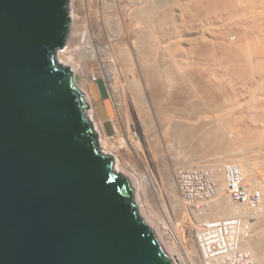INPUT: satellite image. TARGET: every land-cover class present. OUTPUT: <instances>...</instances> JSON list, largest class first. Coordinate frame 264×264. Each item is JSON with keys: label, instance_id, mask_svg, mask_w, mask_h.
<instances>
[{"label": "bare ground", "instance_id": "bare-ground-1", "mask_svg": "<svg viewBox=\"0 0 264 264\" xmlns=\"http://www.w3.org/2000/svg\"><path fill=\"white\" fill-rule=\"evenodd\" d=\"M69 6V31L57 59L74 75L85 76L77 83L86 95L88 114L99 133V151L115 156L114 171L126 179L133 191L140 216L157 237L163 236V241L159 240L162 247L167 238L173 239L169 242L172 245L168 243L170 252L177 250L179 253H174L185 264L181 251L184 242L176 224L183 212L179 201L182 197L178 198L175 176L167 186V194L156 187L157 179L169 180L172 166L183 164L190 168L187 164L201 163L198 159L206 156L208 162L217 165L235 162L245 175L253 171L252 156L264 163V0H70ZM207 17L212 18V25L190 21L203 22ZM212 60H219V66L210 68ZM94 79L103 82L114 106L110 134H104L105 121L90 91ZM244 94L251 98L248 107L240 105ZM203 104L210 113L226 112H219L220 116L215 112L218 118L212 121L197 122L198 107ZM162 105L174 110L175 117L181 111L170 134L179 146H187L189 140L197 138L200 147L205 144L212 148L211 152L194 155L191 150L180 157H170L164 160L161 171L152 151L156 134L149 131L152 121L146 120L145 114L148 108ZM205 116L202 117H208ZM212 170L218 202L202 218L230 216L242 210L248 216L256 213L261 205H244L246 210H241V205L234 207L236 204L226 193L225 175L219 169ZM182 202L187 210L186 201ZM244 218V225L250 223ZM251 231L254 235H249L244 248L252 252L258 264H264V228ZM188 257L187 264H198L196 248L193 254L188 252Z\"/></svg>", "mask_w": 264, "mask_h": 264}, {"label": "water", "instance_id": "water-1", "mask_svg": "<svg viewBox=\"0 0 264 264\" xmlns=\"http://www.w3.org/2000/svg\"><path fill=\"white\" fill-rule=\"evenodd\" d=\"M70 0H0V264H174L59 63ZM105 129L114 106L90 82Z\"/></svg>", "mask_w": 264, "mask_h": 264}, {"label": "built area", "instance_id": "built-area-1", "mask_svg": "<svg viewBox=\"0 0 264 264\" xmlns=\"http://www.w3.org/2000/svg\"><path fill=\"white\" fill-rule=\"evenodd\" d=\"M218 169L226 177L227 191L234 204L253 208L261 205V192L247 183L238 164L228 163ZM175 182L190 212V232L198 254V264H258L255 256L244 248L252 234L251 224L243 223L244 216H248L244 210L208 220L201 217L216 204L217 194L214 190L217 183L212 168L180 167L176 170Z\"/></svg>", "mask_w": 264, "mask_h": 264}, {"label": "rangeland", "instance_id": "rangeland-1", "mask_svg": "<svg viewBox=\"0 0 264 264\" xmlns=\"http://www.w3.org/2000/svg\"><path fill=\"white\" fill-rule=\"evenodd\" d=\"M87 3H89V1H86ZM177 7V6H176ZM175 7V8H176ZM178 9V8H177ZM177 12H179V10H176ZM212 18H210V17H207V18H205V20L203 21V22H198V21H196V20H194V21H192V19L190 20L191 22H192V24H197V25H199L200 23L203 25V23L204 24H206V22H207V24L208 25H212L211 24V22H210V20H211ZM189 21V22H190ZM208 22H210V23H208ZM188 23V22H187ZM189 24V23H188ZM217 24V23H216ZM221 24H223V23H221ZM201 26V25H200ZM164 49L162 48V51H163ZM165 52H166V50H165ZM161 53V52H160ZM164 53V52H163ZM212 63L209 65L208 64V69H210L211 67H212V65L213 66H219L218 64H219V60H216V61H214V60H212L211 61ZM173 62H166L165 64L166 65H171ZM175 64V63H174ZM173 64V65H174ZM215 64V65H214ZM209 66H210V68H209ZM214 71L213 70H210V72L209 73H213ZM75 76H76V80H77V82L78 83H81L82 82V80L83 79H85V76L84 75H82V74H80V73H75ZM91 91V90H90ZM244 96H245V94H244ZM251 100V98H250V96L248 95V96H245V97H242L241 99H240V105H245V106H247V105H249L250 104V101ZM96 103V102H95ZM158 105H161L160 103H158ZM157 105V106H158ZM97 106V105H96ZM157 106H155L154 108H148V115L147 114H145V117L146 116H148V119H146V120H148V121H152V123L150 124V126H152L150 129H153V130H150L149 129V131H151L152 133H155L156 135V143L152 146L153 148H152V151H153V157H154V160H155V162H156V164L160 167V170L162 171V168H163V163H164V160H168V159H170V157H180V155H184V154H187V153H189V151H191L194 155H196V154H199L200 152V154H208V153H210L211 152V150L210 149H212L211 147H209V146H207V145H205V146H207V147H204V145H202L201 147H200V142H199V140L197 139V138H194V139H191V140H189V142L188 143H186L187 144V146L185 145V146H179L178 144H177V142H175V138L173 137V135H170L171 134V131H172V128L174 127V119H177L178 118V116L180 115V112L178 111V110H176V111H178V112H176L177 113V115H176V117H175V114H174V110L173 111H171L169 108L167 109V108H165V107H167V106H165V105H162V106H160V107H162V108H156ZM200 107H198V109L200 108V110H198V113H197V116H196V118H198V120H197V122H199V119H200V121L202 122L203 121V119H204V122L206 123V119H209V120H213V119H216V117L218 118V116H216L215 114H217V115H219V112L221 113V115L223 114V112L225 113L226 111H221V110H213L211 113H210V111H209V108H207V106H205L204 104L201 106V105H199ZM232 106V108H236L237 106H233V105H231ZM244 106V107H245ZM163 107H164V109H165V111H164V109H163ZM204 107V108H203ZM206 107V108H205ZM248 107V106H247ZM203 108V109H202ZM231 107H230V109H232ZM250 108H251V106H250ZM98 109V108H97ZM229 109V110H230ZM168 110H170V111H168ZM204 111L203 113H201L202 111ZM228 109H227V112L229 111ZM249 110H251V109H249ZM150 111V112H149ZM157 111H159V112H157ZM200 111V112H199ZM208 111V114L210 115L211 114V117L209 116V115H207L206 114V112ZM152 112V113H151ZM154 112V113H153ZM164 112V114H162ZM216 112V113H215ZM159 113H161V114H159ZM169 113H170V115H169ZM173 113V114H172ZM201 113V114H200ZM215 113V114H214ZM100 114V113H99ZM166 114V115H165ZM179 114V115H178ZM151 115H152V117H151ZM162 117H161V116ZM169 115V116H168ZM173 115H174V117H173ZM199 115H201V116H199ZM208 116V117H210V118H208V117H206V116ZM157 116V117H156ZM200 118H199V117ZM205 116L206 118H203V117ZM216 116V117H215ZM220 116V115H219ZM164 117V118H163ZM167 117H168V119H167ZM169 117L171 118V117H173L171 120H172V122H171V120L169 119ZM212 117H214V118H212ZM159 118V119H158ZM154 121H153V120ZM164 119H166V120H164ZM161 120V121H160ZM164 120V121H163ZM168 120H170L169 122H171V126L169 125L170 123L168 122H166V121H168ZM206 120V121H205ZM150 121V122H151ZM162 122V123H161ZM193 122H196V121H194L193 120ZM156 125H155V124ZM166 126H165V125ZM162 125V126H161ZM167 125H169V128L167 127ZM157 126V127H156ZM173 126V127H172ZM172 127V128H171ZM171 129V130H170ZM170 130V131H169ZM168 131H169V133H168ZM158 133V134H157ZM104 134H107V132H106V130H105V127H104ZM161 138V139H160ZM165 138V139H164ZM174 139V140H173ZM197 139V140H196ZM159 140V141H158ZM100 141V140H99ZM195 141V142H194ZM159 144H158V143ZM175 142V143H174ZM173 143V144H172ZM191 143H192V145H191ZM195 143H196V145L197 146H195ZM199 143V144H198ZM100 144V143H99ZM191 145V148H189V146ZM167 145V146H166ZM175 145H176V147H175ZM196 147V149H195V147ZM199 145V146H198ZM169 146V147H168ZM173 146V147H172ZM184 147V148H183ZM198 147V148H197ZM187 148H189V149H187ZM203 148H205V149H203ZM207 148H209V149H207ZM195 149V150H194ZM197 149H198V151H197ZM200 149V150H199ZM202 149L204 150V152L202 151ZM175 150V151H174ZM182 150H184V151H182ZM188 150V151H187ZM207 152H206V151ZM182 153H181V152ZM194 151V152H193ZM178 152H180L179 153V155L178 156H175L176 154H178ZM190 152V153H191ZM191 153V154H192ZM173 156H172V155ZM199 154V155H200ZM112 156L114 157V164H115V156L112 154ZM247 156V155H246ZM205 158H208V156H206V157H204V158H200V159H198V160H200L201 161V163H198V162H194L193 164H187L188 165V167H189V165H191V167H192V165H193V167H199V164L201 165V166H205L206 165V163H207V165L206 166H208V167H210V168H212V169H214V170H218V167L221 165V164H219V165H217V164H215L214 162H212V161H209L208 162V160H209V158H208V160H206ZM252 159V160H251ZM197 160V161H198ZM203 160V161H202ZM206 160V161H205ZM250 160H251V162H252V164H253V171L252 172H250V174H246L245 175V177H246V181H247V183H249V185H252V186H254L253 188H255V189H257L258 191H260L261 192V195L264 197V194H262V193H264V191L262 190L263 189V185H264V163H263V161H261L260 159H258V157H251L250 158ZM233 163H235V162H233ZM181 164V163H180ZM198 164V165H197ZM182 165L183 164H181V165H176V166H172L171 168H170V179L168 180L167 178H162V180H160L159 178L157 179V176H156V179H157V182H159V183H157L156 184V187L157 186H160L159 188H160V190H163L162 192H165L166 194H167V192H168V187L167 186H170V182H171V179L172 180H174V176H175V173H176V170H177V167H182ZM215 165H217V167L215 166ZM239 165V164H238ZM187 167V166H186ZM215 167V168H214ZM252 178L254 179L253 181H252ZM256 178V179H255ZM153 181V180H152ZM175 181V180H174ZM161 182H163V183H161ZM173 182V181H172ZM256 182V183H255ZM151 183H154V182H151ZM166 183V184H165ZM163 184V185H162ZM172 186V185H171ZM173 187V186H172ZM176 187H177V184H176ZM262 187V188H261ZM163 188H165V189H163ZM178 188V187H177ZM176 188V189H177ZM178 191V190H177ZM263 191V192H262ZM228 191H227V188H226V193H227ZM177 194H179V192H177ZM178 198H180V194L178 195ZM134 199H135V197H134ZM262 199H264V198H262ZM136 200V199H135ZM180 203H181V206H182V215H181V217H179L178 218V220H176V224H177V228H178V231H179V233H180V239H181V241L182 242H184L183 243V247H184V249H181V251H182V254L184 255V257H186V258H184L185 260H186V263L185 264H187L188 263V261H190L189 260V258L190 257H188V252H189V254H190V252L193 254V251H194V244H193V241H192V237L190 236L191 235V232L189 231L190 229H189V227H190V224H191V222H190V216H189V214L187 213V210H185V208H184V205H183V202H182V199L180 198ZM218 202V201H217ZM216 202V203H217ZM263 202V201H262ZM136 203H137V201H136ZM229 204V203H228ZM234 204V203H233ZM238 205H236V206H234V207H237ZM241 207H243L244 208V205H241L240 206V208ZM187 208V207H186ZM238 208V207H237ZM243 208H241V210L243 209ZM245 209V208H244ZM140 210V212H141V209H139ZM246 210V209H245ZM261 210V211H260ZM249 211V210H248ZM256 213H253L252 215H249L248 216V219H249V222H250V224H251V222H252V230H253V232H254V230H255V232H256V230L257 229H263L264 228V203H262L261 204V206L259 207V209L257 210V211H255ZM263 212V213H262ZM249 213V212H248ZM204 215H206V214H204ZM203 215V216H204ZM236 215V214H235ZM256 215L257 216H259L258 218L256 217ZM255 216V217H254ZM213 217V216H212ZM205 218V217H204ZM232 218H234V217H232ZM263 218V219H262ZM144 219V218H143ZM145 220V219H144ZM206 220V219H205ZM257 220V221H256ZM259 220V221H258ZM258 222L257 224L256 223H254V222ZM245 221L243 220V223H244ZM190 223V224H189ZM263 223V224H262ZM154 224L155 225H157L155 222H154ZM260 225V226H259ZM262 225V226H261ZM258 226V227H257ZM255 228V229H254ZM157 234V233H156ZM253 235H254V233H252ZM159 237H158V239L160 240V241H163L162 239H161V237H163L162 235L160 236L159 234H157ZM164 237H165V235H164ZM165 238H167V236L165 237ZM253 238H256V235H255V237H253ZM170 240V241H169ZM166 244H168L169 242L171 243L172 241H173V239H169V238H167L166 239ZM169 243V244H170ZM165 243H164V250L166 251V253L167 254H169V256H170V259H171V261L174 263V264H184V262L185 261H183L182 260V258L181 257H179V255H176V254H178V253H176L177 252V250H175V251H171L170 252V247H169V244H168V246L166 245ZM170 245H172V244H170ZM169 248V249H168ZM168 250V251H167ZM187 250H188V252H187ZM176 254H175V253ZM185 252V253H184ZM187 252V253H186ZM251 252V251H250ZM174 253V254H173ZM252 253V252H251ZM178 257L180 258V259H178ZM182 260V261H181ZM257 263H258V261H257Z\"/></svg>", "mask_w": 264, "mask_h": 264}]
</instances>
